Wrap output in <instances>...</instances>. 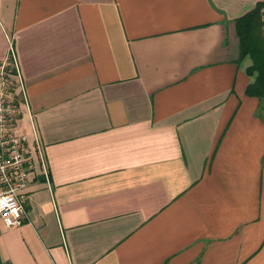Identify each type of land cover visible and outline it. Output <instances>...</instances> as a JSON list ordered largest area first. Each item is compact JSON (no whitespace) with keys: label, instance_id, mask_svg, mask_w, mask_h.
<instances>
[{"label":"crops","instance_id":"obj_1","mask_svg":"<svg viewBox=\"0 0 264 264\" xmlns=\"http://www.w3.org/2000/svg\"><path fill=\"white\" fill-rule=\"evenodd\" d=\"M257 2L0 0L32 160L1 264H264V121L234 29Z\"/></svg>","mask_w":264,"mask_h":264},{"label":"built area","instance_id":"obj_2","mask_svg":"<svg viewBox=\"0 0 264 264\" xmlns=\"http://www.w3.org/2000/svg\"><path fill=\"white\" fill-rule=\"evenodd\" d=\"M25 101L17 63L8 46L0 60V224L5 229L21 225L28 173L32 160L24 137L15 131L20 103Z\"/></svg>","mask_w":264,"mask_h":264},{"label":"trees","instance_id":"obj_3","mask_svg":"<svg viewBox=\"0 0 264 264\" xmlns=\"http://www.w3.org/2000/svg\"><path fill=\"white\" fill-rule=\"evenodd\" d=\"M264 2H257L251 10L234 20L238 43V63L249 60L244 69L251 81L244 94L258 100L256 115L264 121ZM1 264V262H0Z\"/></svg>","mask_w":264,"mask_h":264}]
</instances>
